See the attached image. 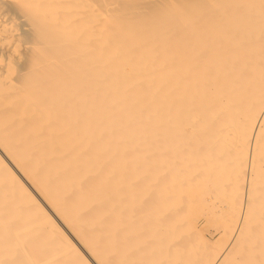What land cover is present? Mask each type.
Returning <instances> with one entry per match:
<instances>
[{
  "label": "bare ground",
  "instance_id": "6f19581e",
  "mask_svg": "<svg viewBox=\"0 0 264 264\" xmlns=\"http://www.w3.org/2000/svg\"><path fill=\"white\" fill-rule=\"evenodd\" d=\"M262 162L264 0H0V264H202Z\"/></svg>",
  "mask_w": 264,
  "mask_h": 264
},
{
  "label": "rangeland",
  "instance_id": "374dc122",
  "mask_svg": "<svg viewBox=\"0 0 264 264\" xmlns=\"http://www.w3.org/2000/svg\"><path fill=\"white\" fill-rule=\"evenodd\" d=\"M262 164L264 165V162H262ZM223 178H220V180ZM227 180L228 181L225 180V182H223V185H226V182L227 184L228 182H230L229 179ZM262 200L264 201V199ZM263 201L261 202L263 203ZM218 204L217 206H219V208L217 207V211H215V213L213 212L209 215L205 209L201 210L200 213H198V221L200 226L197 230V233L195 232L197 235V239L194 237L192 239L193 242L195 241V243H192L193 246L190 245L188 248L186 245L188 249L185 247V250L197 254L199 253V255L202 257L201 259H203L202 264H205V260H207V258L209 257V260H207L206 262V264H209V261L215 259V256L217 254L222 253L228 247H231L227 253L225 252L226 256L224 255L225 257L221 261V264H264V207L262 206L261 210L256 211L254 215L252 214L248 217L247 222L243 226L244 230L238 236V238H235V241L231 243L240 216L234 215L232 217V219L234 220V224L231 226H227L228 220L231 217L229 216V218L227 216L226 211H219L218 213V210L221 208L220 204ZM206 239H210V242ZM203 253L204 255H202Z\"/></svg>",
  "mask_w": 264,
  "mask_h": 264
}]
</instances>
